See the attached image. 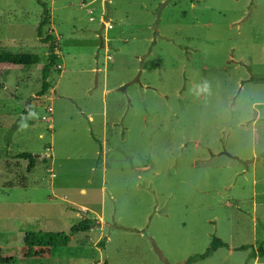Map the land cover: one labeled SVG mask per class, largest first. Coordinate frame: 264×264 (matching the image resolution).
<instances>
[{
	"label": "rangeland",
	"instance_id": "1",
	"mask_svg": "<svg viewBox=\"0 0 264 264\" xmlns=\"http://www.w3.org/2000/svg\"><path fill=\"white\" fill-rule=\"evenodd\" d=\"M39 1L61 64L47 92L0 69V264H163L154 246L169 264H264V0ZM41 15L0 0V40L34 41ZM31 41L0 46L42 53ZM83 217L99 227L66 247L24 243ZM213 238L226 247L200 259Z\"/></svg>",
	"mask_w": 264,
	"mask_h": 264
},
{
	"label": "trees",
	"instance_id": "2",
	"mask_svg": "<svg viewBox=\"0 0 264 264\" xmlns=\"http://www.w3.org/2000/svg\"><path fill=\"white\" fill-rule=\"evenodd\" d=\"M37 3L42 7V15L37 28V37L39 42L42 44H48L49 54L47 56H38L34 54H12V53H0V64L9 65H31V64H47L49 68H55L53 65L57 62L56 56L54 55V49L56 41L54 36L49 34L45 35V29L50 25L49 11L46 5ZM42 85L41 91L45 92L48 85L46 83L47 77H49V71H42ZM17 158L29 160L27 170L30 171L35 164V159L30 154H20ZM99 227V221L95 218L84 217L80 219L79 222L70 230L69 234H51V233H36L28 234L26 233L25 245L28 248H38V249H51L57 247H66L72 235L77 233H87ZM264 244H261L256 252L258 255L262 256L264 253ZM226 247L218 238H213L210 248L205 251L204 254L199 256L200 259L209 258L217 249ZM240 250H245L247 247H240Z\"/></svg>",
	"mask_w": 264,
	"mask_h": 264
},
{
	"label": "crops",
	"instance_id": "3",
	"mask_svg": "<svg viewBox=\"0 0 264 264\" xmlns=\"http://www.w3.org/2000/svg\"><path fill=\"white\" fill-rule=\"evenodd\" d=\"M102 21V20H101ZM100 22V21H99ZM99 22H98V24H99ZM2 23V21H0V24ZM101 23L102 22H100V26H101ZM38 25H39V23L37 24V25H34L33 26V28L35 29V33H36V38H34V41H31L30 39H28V38H25V37H21L20 35H14V36H10V37H4V40H0V45H3V44H7V45H4L3 47L4 48H6V47H9V48H11V47H13L14 49L15 48H21L20 47V45L22 44V43H26L27 41H31V42H35V43H38L39 45H42V46H44V50H43V52L42 53H40V54H34V55H38V56H47L48 54H49V46H48V44H42V43H40L39 42V39H38V37H37V28H38ZM21 26H23V24H21ZM50 26V25H49ZM10 30H12V31H16L14 28H16V26L15 25H9V27H8ZM109 30H104V33H103V41H100V46L98 47V48H104V51H105V53L106 52H108V50L106 49V42H107V39H106V33L108 32ZM54 33V32H53ZM100 36V35H99ZM57 41V48L56 49H54V55L56 56H58L59 57V63L61 64V58H60V52H59V36L58 35H56L55 37H54ZM20 44V45H19ZM16 47H15V46ZM3 49H2V47L0 46V53H7V52H4V51H2ZM10 52H12V51H10ZM15 52V51H14ZM12 54H30V53H12ZM97 56L99 57V54H97ZM98 57H95L96 58V60H98ZM3 64H0V69H4L3 68ZM46 66H48L47 64H31V65H26V66H24V70L25 71H27V72H40V76L42 77L43 76V73H42V71H48L47 69H49V68H47ZM6 67V66H5ZM2 70H0V72H1ZM96 71H98V69H96ZM51 76V74H50V71H49V77ZM49 77H47V79H46V81H48L49 82ZM49 85H48V87H47V89H46V91L45 92H47L48 90H50L49 89V86H50V83H48ZM43 96V94H38V95H31V97L30 98H32V99H35V98H38V99H41V97ZM12 99H15L16 100V98L14 97V96H12ZM25 116L27 115V114H24ZM22 127V126H21ZM40 137H42V135H39ZM47 150V149H46ZM51 157V156H50Z\"/></svg>",
	"mask_w": 264,
	"mask_h": 264
},
{
	"label": "water",
	"instance_id": "4",
	"mask_svg": "<svg viewBox=\"0 0 264 264\" xmlns=\"http://www.w3.org/2000/svg\"><path fill=\"white\" fill-rule=\"evenodd\" d=\"M39 156H35V158H38ZM47 157L49 158L50 155L48 154ZM42 158H45V156H42ZM84 218V217H83ZM154 251L156 252L158 258L163 262V264H169L168 261L164 258L163 254L161 253V251L154 246Z\"/></svg>",
	"mask_w": 264,
	"mask_h": 264
},
{
	"label": "clouds",
	"instance_id": "5",
	"mask_svg": "<svg viewBox=\"0 0 264 264\" xmlns=\"http://www.w3.org/2000/svg\"><path fill=\"white\" fill-rule=\"evenodd\" d=\"M24 127H26V125H24Z\"/></svg>",
	"mask_w": 264,
	"mask_h": 264
}]
</instances>
